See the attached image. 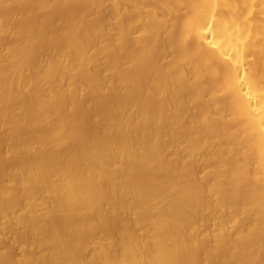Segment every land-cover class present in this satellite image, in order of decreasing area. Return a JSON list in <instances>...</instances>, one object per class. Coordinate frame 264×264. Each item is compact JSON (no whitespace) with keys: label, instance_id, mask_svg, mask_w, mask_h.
<instances>
[{"label":"bare ground","instance_id":"obj_1","mask_svg":"<svg viewBox=\"0 0 264 264\" xmlns=\"http://www.w3.org/2000/svg\"><path fill=\"white\" fill-rule=\"evenodd\" d=\"M0 264H264V0H0Z\"/></svg>","mask_w":264,"mask_h":264}]
</instances>
